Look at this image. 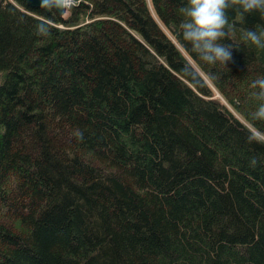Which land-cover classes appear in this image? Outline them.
Instances as JSON below:
<instances>
[{
  "label": "trees",
  "instance_id": "obj_1",
  "mask_svg": "<svg viewBox=\"0 0 264 264\" xmlns=\"http://www.w3.org/2000/svg\"><path fill=\"white\" fill-rule=\"evenodd\" d=\"M186 3L0 0V264H264V14L208 63Z\"/></svg>",
  "mask_w": 264,
  "mask_h": 264
},
{
  "label": "clouds",
  "instance_id": "obj_2",
  "mask_svg": "<svg viewBox=\"0 0 264 264\" xmlns=\"http://www.w3.org/2000/svg\"><path fill=\"white\" fill-rule=\"evenodd\" d=\"M230 3L239 4L243 12L257 10L264 14V0H187L181 8L184 16L180 25L182 38L203 61L226 65L231 58L233 46L221 42L226 35L228 17L225 10ZM245 38L258 47H264V31L248 29ZM251 83L258 89L257 96L262 101L253 116L264 119V77H258Z\"/></svg>",
  "mask_w": 264,
  "mask_h": 264
},
{
  "label": "water",
  "instance_id": "obj_3",
  "mask_svg": "<svg viewBox=\"0 0 264 264\" xmlns=\"http://www.w3.org/2000/svg\"><path fill=\"white\" fill-rule=\"evenodd\" d=\"M25 6L30 9H40L47 11L51 9L62 15L66 7L64 6V0H24Z\"/></svg>",
  "mask_w": 264,
  "mask_h": 264
},
{
  "label": "rangeland",
  "instance_id": "obj_4",
  "mask_svg": "<svg viewBox=\"0 0 264 264\" xmlns=\"http://www.w3.org/2000/svg\"><path fill=\"white\" fill-rule=\"evenodd\" d=\"M216 97L219 98V99L221 100V98H220V96H219L218 94H216Z\"/></svg>",
  "mask_w": 264,
  "mask_h": 264
}]
</instances>
